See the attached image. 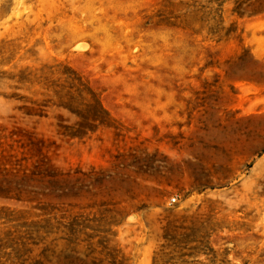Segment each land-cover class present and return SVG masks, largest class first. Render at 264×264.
<instances>
[{
	"label": "rangeland",
	"instance_id": "obj_1",
	"mask_svg": "<svg viewBox=\"0 0 264 264\" xmlns=\"http://www.w3.org/2000/svg\"><path fill=\"white\" fill-rule=\"evenodd\" d=\"M48 66L110 126L59 135ZM19 129L49 175L0 197V264H264V0H0V163Z\"/></svg>",
	"mask_w": 264,
	"mask_h": 264
},
{
	"label": "trees",
	"instance_id": "obj_2",
	"mask_svg": "<svg viewBox=\"0 0 264 264\" xmlns=\"http://www.w3.org/2000/svg\"><path fill=\"white\" fill-rule=\"evenodd\" d=\"M53 71L54 66H48L47 70L43 68L40 70V75L38 76V83L42 89L40 93L43 95L48 94L50 98L35 101L34 103L41 107L50 103L54 108L66 110L77 118L73 124H68L64 123L67 119L61 114H57L56 126L59 135L68 140L74 138L82 139L90 133H94L101 126H110L112 117L102 104L100 94L90 85L87 79L71 67L65 66L61 70V74L65 77L63 82H60V78H51ZM34 115L47 117L43 108L34 112ZM16 133L19 135V138L13 139V141L20 144L16 148L11 145L10 150L23 149V151H20L21 157L15 159V161H12V158L16 157V155L12 153L1 155L3 161L0 163V167L2 166L0 172H2L4 178L7 177V180L3 186L2 180L0 181V197L22 200V197H26L29 193L24 187L22 188V182L27 183L29 180H42L44 176L49 175V173L45 174L43 172V170L47 171L49 166L42 168V159H36L32 163V167L29 168L27 165L29 158L42 155L44 139L37 138L33 133L20 129L19 132H11L10 138L12 139V135ZM24 140L35 147V150L31 148L32 153L29 158L24 155L26 145ZM22 161L26 164H23ZM7 165H9L8 168H6ZM13 180H16L14 185L12 184ZM154 264H157L156 261Z\"/></svg>",
	"mask_w": 264,
	"mask_h": 264
},
{
	"label": "built area",
	"instance_id": "obj_3",
	"mask_svg": "<svg viewBox=\"0 0 264 264\" xmlns=\"http://www.w3.org/2000/svg\"><path fill=\"white\" fill-rule=\"evenodd\" d=\"M175 200H176L175 197H171L170 198V203L174 202Z\"/></svg>",
	"mask_w": 264,
	"mask_h": 264
}]
</instances>
